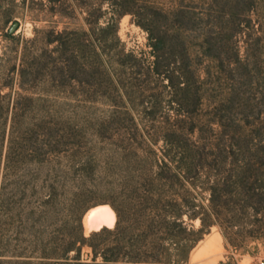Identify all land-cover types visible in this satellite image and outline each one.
Masks as SVG:
<instances>
[{
	"label": "trees",
	"instance_id": "trees-1",
	"mask_svg": "<svg viewBox=\"0 0 264 264\" xmlns=\"http://www.w3.org/2000/svg\"><path fill=\"white\" fill-rule=\"evenodd\" d=\"M107 3L112 11L104 25L103 2L93 23L85 19L88 31L69 33L82 36L86 79L79 82L91 89L100 58L97 34L112 31L119 41L120 19L131 12ZM1 7L0 31L17 43L10 27H19L14 3ZM232 7L227 22L240 33L244 23ZM69 34L48 31L37 48L36 32L19 62L0 65V264H188L214 227L237 251L264 243V119L239 110V92L231 88L224 97L214 96L199 72L191 67L186 81L183 69L175 92L189 109L179 111L176 125L122 132L112 126L117 115L100 122L84 106L71 109L67 101L50 98L53 89L78 81L69 77ZM149 41L159 74L170 65L171 40L151 32ZM54 43L56 60L49 49ZM210 44L208 39L200 45L201 55L223 61ZM175 45L191 58L187 42ZM129 135L150 146L105 154L95 144ZM99 205L112 207L116 224L86 236L82 218ZM85 246L91 262L82 261Z\"/></svg>",
	"mask_w": 264,
	"mask_h": 264
},
{
	"label": "rangeland",
	"instance_id": "rangeland-1",
	"mask_svg": "<svg viewBox=\"0 0 264 264\" xmlns=\"http://www.w3.org/2000/svg\"><path fill=\"white\" fill-rule=\"evenodd\" d=\"M108 1L114 4L115 10L131 12L120 19L119 41L112 31L97 34L100 58L96 62L91 89L79 82L86 79L79 47L82 36L70 34L88 31L85 19L90 17L93 23L98 15L97 8L103 2L102 11L107 14L100 24L104 25L112 11ZM13 3L12 13L19 22L18 29L14 30L18 42L6 39L0 31V65L19 62L26 40L35 37L36 32L37 48L43 46L48 31L70 33L67 37L74 42L68 52L72 69L69 77L74 75L78 81L53 89L50 98L59 103L67 101L71 109L84 106L95 113L100 122L117 115V121L112 124L114 129L132 133L136 127L147 130L175 126L179 111L189 109L179 104L175 86L183 69L187 72L185 80L190 79L191 67L206 79L205 90L224 97L235 88L240 95L237 103L242 104L239 110L264 119V0H26L25 3L23 0H0L1 10ZM233 5L237 6L244 23L241 32L235 34L227 22ZM179 8L188 16H183ZM188 17L193 19L190 21ZM13 26L10 24L11 30ZM151 32L171 40L166 51L170 65L160 67L159 74L155 72L156 57L149 41ZM181 39L187 42L190 59L183 58L175 45ZM208 39L223 61L201 55L200 45ZM56 45L49 47L53 60L60 56ZM165 74L173 79L174 88ZM88 98L91 101H85ZM150 143L134 139L132 135L95 142L105 154L122 153L131 145L147 148ZM162 144L160 141L159 146ZM194 224L196 228L200 226L199 221ZM84 232L89 235L86 230ZM91 253V248L85 246L82 261L91 262ZM188 264H264V243H252L246 251H237L227 245L220 230L214 227L193 250Z\"/></svg>",
	"mask_w": 264,
	"mask_h": 264
},
{
	"label": "bare ground",
	"instance_id": "bare-ground-1",
	"mask_svg": "<svg viewBox=\"0 0 264 264\" xmlns=\"http://www.w3.org/2000/svg\"><path fill=\"white\" fill-rule=\"evenodd\" d=\"M88 216L89 222L85 225L87 235L103 227L113 228L117 220L115 211L109 205L98 206L92 209Z\"/></svg>",
	"mask_w": 264,
	"mask_h": 264
},
{
	"label": "water",
	"instance_id": "water-1",
	"mask_svg": "<svg viewBox=\"0 0 264 264\" xmlns=\"http://www.w3.org/2000/svg\"><path fill=\"white\" fill-rule=\"evenodd\" d=\"M16 28H17V24H15V25L13 26L12 31L16 30ZM99 206H103V205H99ZM96 207H98V206H96ZM96 207H93V208L89 209V210L84 214V216H83V218H82V225H83L84 230H86V228H85L86 223L89 222V216H88L89 212H90L92 209L96 208Z\"/></svg>",
	"mask_w": 264,
	"mask_h": 264
}]
</instances>
